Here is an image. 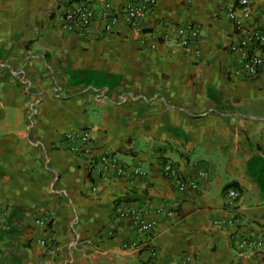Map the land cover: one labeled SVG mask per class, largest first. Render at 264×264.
Wrapping results in <instances>:
<instances>
[{
	"label": "crops",
	"instance_id": "obj_1",
	"mask_svg": "<svg viewBox=\"0 0 264 264\" xmlns=\"http://www.w3.org/2000/svg\"><path fill=\"white\" fill-rule=\"evenodd\" d=\"M78 1L103 3L0 0V264H264L237 248L264 244V47L256 77L237 73L236 0H154L136 28L119 15L87 36L59 28ZM248 10L263 33L264 0ZM81 129L122 175L68 150ZM132 216L154 222L146 241Z\"/></svg>",
	"mask_w": 264,
	"mask_h": 264
},
{
	"label": "built area",
	"instance_id": "obj_2",
	"mask_svg": "<svg viewBox=\"0 0 264 264\" xmlns=\"http://www.w3.org/2000/svg\"><path fill=\"white\" fill-rule=\"evenodd\" d=\"M154 4V0H142V2L127 5L119 12H113L110 4L103 0L101 10L95 12L87 3L78 1L70 7H66L62 12L59 28L67 33L87 36L95 19L101 20L105 29H113L119 19V15H121L124 23L136 28L137 22L147 12L151 11ZM248 16V0H236L235 4L227 11V18L231 22L237 36V44L231 47V50L236 52L238 56L239 70L237 73H243L248 77L254 78L257 76L261 65V59L254 53V49L264 47V32L258 33L244 28L243 21ZM197 34V26L188 25L178 32L174 43L183 48L191 43ZM63 139L72 154H77L79 157L84 158L88 168L99 164L98 174L105 173L109 169H114L117 176L123 174V166L120 164L117 154L102 152L93 156V147L88 129L65 132L63 133ZM165 170L170 171V167L166 166ZM133 173L140 174L137 169H133ZM182 188L183 184H180L178 189L182 190ZM227 196L233 200L237 195L234 190H229L227 191ZM130 222L135 233L144 236L146 241L154 222L141 220L137 216L130 217ZM36 224L43 226L44 222L38 220ZM40 243L43 244L42 242ZM237 248L240 252L260 251L264 249V244L259 239L243 238L238 241ZM148 253L150 257H155V252L151 248L148 249Z\"/></svg>",
	"mask_w": 264,
	"mask_h": 264
}]
</instances>
